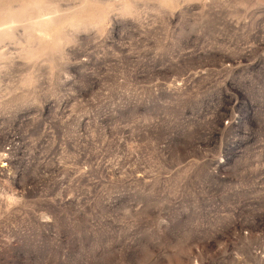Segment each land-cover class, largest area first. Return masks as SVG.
<instances>
[{
  "label": "rangeland",
  "instance_id": "obj_1",
  "mask_svg": "<svg viewBox=\"0 0 264 264\" xmlns=\"http://www.w3.org/2000/svg\"><path fill=\"white\" fill-rule=\"evenodd\" d=\"M0 264H264V0H0Z\"/></svg>",
  "mask_w": 264,
  "mask_h": 264
}]
</instances>
